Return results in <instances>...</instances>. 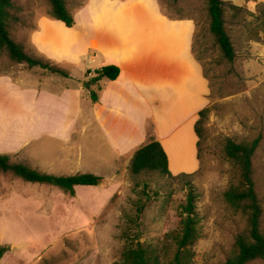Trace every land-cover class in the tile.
<instances>
[{
    "label": "rangeland",
    "instance_id": "374dc122",
    "mask_svg": "<svg viewBox=\"0 0 264 264\" xmlns=\"http://www.w3.org/2000/svg\"><path fill=\"white\" fill-rule=\"evenodd\" d=\"M14 1L20 21L13 37L31 55L40 57L30 36L39 18L48 17L49 5L46 0ZM158 1L168 17L196 22L195 53L211 87L205 108L209 112L202 127L199 171L189 179L158 174L133 178L129 167L122 166L117 172L106 173L107 178L101 176L105 180L101 186H79L75 196L48 184L0 174V245L11 248L0 264H123V234L127 228L133 235L138 234L141 242L164 248L165 256L171 258L174 247L170 236L180 227L189 185L197 195L200 219V239L193 264H224L236 236L246 227V220L224 197L238 172L225 154L228 140H259L253 170L264 208V33L259 27L260 40L252 39L257 26L254 15L264 0H224L245 9L242 24L239 19L233 21L232 11L227 15L235 46L233 63L223 58L209 32L207 0ZM66 2L76 12L88 0ZM36 69L42 73L41 68ZM63 69L79 78L84 74L81 66ZM29 71L31 68L15 64L6 55L0 58V75L16 78ZM96 128L87 130L83 141L84 153L93 162L91 169L96 168L99 157L110 159L107 143L97 135ZM149 130L153 133L152 127ZM83 167L77 164L76 170L64 174H94L81 170ZM250 264H264V259Z\"/></svg>",
    "mask_w": 264,
    "mask_h": 264
},
{
    "label": "crops",
    "instance_id": "0c3cea01",
    "mask_svg": "<svg viewBox=\"0 0 264 264\" xmlns=\"http://www.w3.org/2000/svg\"><path fill=\"white\" fill-rule=\"evenodd\" d=\"M74 15L73 28L39 18L30 41L62 68L83 67L82 77L40 73L37 67L16 78L0 76V154L46 174L73 176L64 173L81 163V170L107 178L106 173L129 167L152 124L171 173L198 172L195 127L211 87L193 53L196 22L171 19L158 0H88ZM109 65L121 70L116 81L84 86L94 76L87 77L88 71ZM95 127L110 159L99 157L91 169L83 141Z\"/></svg>",
    "mask_w": 264,
    "mask_h": 264
},
{
    "label": "trees",
    "instance_id": "16d2710c",
    "mask_svg": "<svg viewBox=\"0 0 264 264\" xmlns=\"http://www.w3.org/2000/svg\"><path fill=\"white\" fill-rule=\"evenodd\" d=\"M49 5L48 17L63 22L68 28L76 24L74 12L69 8L66 0H46ZM178 2L179 0H174ZM244 8L236 6L224 0H207L209 32L213 36L223 58L229 63L235 60V46L228 30L227 15L232 11L233 21L239 19L242 24ZM19 9L14 0H0V58L8 56L11 61L28 68L39 67L50 74L70 78V72L64 70L55 62L44 56L31 55L23 44L18 43L13 32L20 21L16 15ZM256 28L253 29V38L259 39L258 27L264 33V4L259 6L258 14L254 15ZM171 18V17H170ZM172 19V18H171ZM237 25V24H236ZM196 38V35H195ZM193 53H195V41ZM202 65V64H201ZM121 70L114 65L105 66L94 73L88 71L87 77L94 75L89 80V87L99 84L101 81H116ZM205 74V73H204ZM2 76V75H0ZM205 77L207 78L206 74ZM93 103L99 102L96 91H92ZM209 110L200 112V118L196 124L198 141V157L200 158L201 140L203 137V122ZM148 127V140L134 154L129 171L133 178L146 174H158L173 179H189L194 174H180L174 176L169 170V161L162 144L157 140ZM259 147V140L252 143H236L228 140L225 146L226 157L233 162L237 169L236 181L226 190L224 197L226 203L246 220L245 229L240 232L234 242L233 250L224 264H250L264 259V208L259 198L254 180L253 160ZM0 174H11L21 178L25 182L48 184L69 193L76 194L79 186H101L104 178L92 173H83L73 176H55L40 172L31 166L16 162L10 155L0 154ZM187 196V202L183 206L182 219L179 229L171 234L170 239L174 247L171 258L165 256L164 248H154L140 241L137 235H133L130 228L124 231L123 239L125 248L122 254L123 264H193L196 256V245L200 239V219L197 212V195L191 185ZM11 250L10 246L0 245V260Z\"/></svg>",
    "mask_w": 264,
    "mask_h": 264
},
{
    "label": "water",
    "instance_id": "95a60500",
    "mask_svg": "<svg viewBox=\"0 0 264 264\" xmlns=\"http://www.w3.org/2000/svg\"><path fill=\"white\" fill-rule=\"evenodd\" d=\"M85 87H88L89 86V84L88 83H85V85H84Z\"/></svg>",
    "mask_w": 264,
    "mask_h": 264
}]
</instances>
